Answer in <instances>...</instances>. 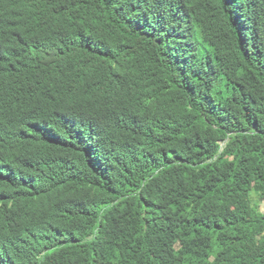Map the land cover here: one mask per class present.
Returning a JSON list of instances; mask_svg holds the SVG:
<instances>
[{
	"label": "trees",
	"instance_id": "trees-1",
	"mask_svg": "<svg viewBox=\"0 0 264 264\" xmlns=\"http://www.w3.org/2000/svg\"><path fill=\"white\" fill-rule=\"evenodd\" d=\"M261 199L264 0H0V264H264Z\"/></svg>",
	"mask_w": 264,
	"mask_h": 264
},
{
	"label": "rangeland",
	"instance_id": "rangeland-1",
	"mask_svg": "<svg viewBox=\"0 0 264 264\" xmlns=\"http://www.w3.org/2000/svg\"><path fill=\"white\" fill-rule=\"evenodd\" d=\"M256 199H258V197H256ZM260 204H261V209L264 211V200L263 199L260 200Z\"/></svg>",
	"mask_w": 264,
	"mask_h": 264
}]
</instances>
